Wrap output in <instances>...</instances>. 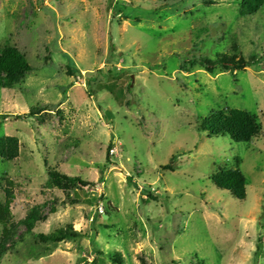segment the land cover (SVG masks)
<instances>
[{
    "label": "rangeland",
    "instance_id": "1",
    "mask_svg": "<svg viewBox=\"0 0 264 264\" xmlns=\"http://www.w3.org/2000/svg\"><path fill=\"white\" fill-rule=\"evenodd\" d=\"M213 1L0 0V44L34 67L0 89V138L20 143L0 178L15 183L16 221L36 207L46 216L1 264H264V7L241 18L235 0ZM232 36L257 65L181 68L227 52ZM34 106L46 110L30 117ZM226 109L256 114L260 138L201 130ZM237 163L244 201L210 181ZM51 166L92 186L50 189ZM65 226L86 237H35Z\"/></svg>",
    "mask_w": 264,
    "mask_h": 264
},
{
    "label": "trees",
    "instance_id": "2",
    "mask_svg": "<svg viewBox=\"0 0 264 264\" xmlns=\"http://www.w3.org/2000/svg\"><path fill=\"white\" fill-rule=\"evenodd\" d=\"M63 1V0H57ZM213 4V0H203ZM238 6V16L241 18L258 14L264 7V0H235ZM167 2H165L166 4ZM201 29L198 33L207 32ZM230 49L215 58L206 56L193 57L183 63L181 68L185 71L193 70L200 66L209 74H214L218 69L230 72L233 76L237 72L244 71L247 66H254L259 61L252 57L250 61L242 56L235 36L230 38ZM34 67L29 63L27 56L17 47L5 43L0 44V89H13L24 82L28 73ZM76 75L75 71L70 72ZM80 74V73H79ZM46 110L45 106H34L28 112L30 117L38 116ZM20 119V116H17ZM201 130L207 132L209 137H229L234 143L248 144L260 138L263 132L262 125L256 114L245 110H219L212 113L202 124ZM20 143L17 137L5 136L0 138V160L14 161L19 157ZM47 164V162H46ZM48 165V164H47ZM48 187L62 192H69L78 188L92 186L81 177H71L58 170L56 167H47ZM212 184L221 191L228 192L234 199L244 201L247 198V179L237 163L235 168H222L210 177ZM0 195L4 201L0 203V264L2 258L16 250L19 243L25 240V236L32 234L37 225L46 220L41 216L38 207L29 211L27 216L16 221L12 213V205L16 200L15 183L8 176L0 178ZM73 203V202H72ZM75 203V202H74ZM109 209L108 211H110ZM108 211L105 215L109 217ZM113 211V209H112ZM20 226L25 227V232L18 233ZM43 244H58L65 240H73L86 237L82 232L74 230L72 226H65L44 234L35 235Z\"/></svg>",
    "mask_w": 264,
    "mask_h": 264
},
{
    "label": "built area",
    "instance_id": "3",
    "mask_svg": "<svg viewBox=\"0 0 264 264\" xmlns=\"http://www.w3.org/2000/svg\"><path fill=\"white\" fill-rule=\"evenodd\" d=\"M112 154H115V150H111ZM97 215H105V209L103 208V206H100L99 208H97L96 212Z\"/></svg>",
    "mask_w": 264,
    "mask_h": 264
},
{
    "label": "water",
    "instance_id": "4",
    "mask_svg": "<svg viewBox=\"0 0 264 264\" xmlns=\"http://www.w3.org/2000/svg\"><path fill=\"white\" fill-rule=\"evenodd\" d=\"M105 218H108L106 215L104 216Z\"/></svg>",
    "mask_w": 264,
    "mask_h": 264
}]
</instances>
